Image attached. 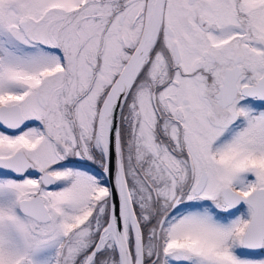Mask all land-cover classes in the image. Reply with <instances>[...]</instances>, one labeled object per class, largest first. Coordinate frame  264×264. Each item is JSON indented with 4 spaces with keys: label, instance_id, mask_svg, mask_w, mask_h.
I'll list each match as a JSON object with an SVG mask.
<instances>
[{
    "label": "snow or ice",
    "instance_id": "1",
    "mask_svg": "<svg viewBox=\"0 0 264 264\" xmlns=\"http://www.w3.org/2000/svg\"><path fill=\"white\" fill-rule=\"evenodd\" d=\"M0 264H264V0H0Z\"/></svg>",
    "mask_w": 264,
    "mask_h": 264
}]
</instances>
